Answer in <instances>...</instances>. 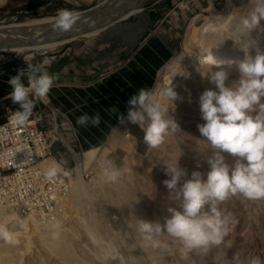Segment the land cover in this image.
<instances>
[{
	"label": "rangeland",
	"instance_id": "rangeland-1",
	"mask_svg": "<svg viewBox=\"0 0 264 264\" xmlns=\"http://www.w3.org/2000/svg\"><path fill=\"white\" fill-rule=\"evenodd\" d=\"M119 1L122 0H5L0 4V27L7 30H0V37L30 43L23 45L26 49L20 52L0 48V77L9 79L29 62L43 64L45 60L37 58L45 54L30 48L46 43L41 40L56 34L55 39L47 42H62L55 48H46V55L52 60L44 66L56 77L48 93V103L36 100L34 104L44 110L48 120L56 116L68 121L74 132L77 117L83 113L91 116L98 110L116 106L120 114H126L129 97L143 87L161 100L166 115L177 124L160 145L149 147L138 123L126 122V127L117 123L107 138L109 151L97 152V158H106L108 163L101 161L102 164L95 165L97 175L93 180L84 182L80 175L76 193L69 197L59 214L42 218L0 209V264H250L253 258L264 264V198L250 200L236 193L218 202L216 207L221 217L227 218L228 231L220 243L206 249L185 250L179 240L167 234L159 237L167 249L153 247L135 227L138 218L163 222L170 215V206L180 207L175 190L163 183L169 178L164 171L165 159H175L187 172L178 186L190 178L193 170L202 174L208 171L207 159L213 149L197 127L204 123L199 96L216 85L209 81L208 69L201 65L200 57L209 60L213 55L232 60L233 63L220 67L228 73L226 85L238 82L240 73L235 61L242 59L245 52L229 40L227 26L239 23L250 7V0H144L138 2L142 11L130 14L121 9L114 13V5ZM61 9L80 13L68 31L53 28ZM103 12L106 15L99 16ZM124 16L127 17L122 19ZM46 18L51 19L49 23L43 22ZM88 18L93 22H85V30L78 33L76 27ZM134 20L145 24L143 41L108 71L110 74L92 79L115 76L120 93L110 97L107 90L94 88L90 91L94 100L88 95L80 99L87 101L88 104L83 103L85 108L72 109L70 104L60 103L64 94L58 89L62 88L58 87V81L72 80V76L61 77L59 72L70 51L80 41L96 42L102 32H106L107 43L113 29ZM99 28L102 30L95 33ZM250 32L264 49V19ZM211 67L215 70L217 66ZM22 79L26 82V78ZM77 79L87 84L92 81ZM168 82L177 93L172 101L160 96ZM12 107L18 105L12 102L6 107L7 112ZM117 113L112 116L118 117ZM111 149L115 151L110 152ZM224 156L229 165L236 159L228 153ZM80 158L83 160V155ZM113 169L119 171L116 179L110 178Z\"/></svg>",
	"mask_w": 264,
	"mask_h": 264
},
{
	"label": "clouds",
	"instance_id": "clouds-1",
	"mask_svg": "<svg viewBox=\"0 0 264 264\" xmlns=\"http://www.w3.org/2000/svg\"><path fill=\"white\" fill-rule=\"evenodd\" d=\"M79 15L77 11L61 9L53 27L68 31ZM262 19L264 0H250V7L241 15L237 29L241 34L248 33ZM47 63L29 62L26 68H21L8 79L11 87L8 95L18 105L10 117L14 125L25 123L36 100L48 103V93L56 77L44 66ZM200 63L206 65L207 77L216 85L215 89H205L199 96L204 123L197 127L213 149L207 159L209 169L206 174L193 170L190 178L178 186L181 177L187 175L186 170L179 167L175 159L163 161L164 171L169 177L163 183L168 189L175 190L180 207L170 206V215L163 222L136 220V231L153 247L168 248L159 239L162 234L179 240L185 250L206 249L211 244H218L228 228L227 218L221 217L217 203L236 193L250 200L264 198V101L261 100L264 97V51L249 55L245 46L244 57L235 61L240 77L232 86L225 84L228 73L220 67L233 63L232 60L211 55L209 60L200 57ZM212 65L217 66L215 70H212ZM160 96L168 101L177 97L171 82L162 87ZM127 104L126 114H118L119 122L138 123L142 127L143 140L149 147L160 145L169 131L177 127L174 119L166 115L161 100L156 99L149 89L139 88L129 97ZM111 111L115 112V107ZM100 120L99 113L91 116L83 113L77 117V123L84 126L89 123L98 125ZM224 153L236 158L231 165L226 162ZM118 175L119 171L113 169L110 178L116 179ZM250 264H260L259 258H253Z\"/></svg>",
	"mask_w": 264,
	"mask_h": 264
},
{
	"label": "built area",
	"instance_id": "built-area-1",
	"mask_svg": "<svg viewBox=\"0 0 264 264\" xmlns=\"http://www.w3.org/2000/svg\"><path fill=\"white\" fill-rule=\"evenodd\" d=\"M16 109L0 123V209L42 218L59 214L76 183L73 153L83 151L68 134L73 131L68 121L48 120L41 107H33L24 124L14 125L10 117ZM96 164H102L99 158L83 171L84 180L95 179Z\"/></svg>",
	"mask_w": 264,
	"mask_h": 264
},
{
	"label": "crops",
	"instance_id": "crops-1",
	"mask_svg": "<svg viewBox=\"0 0 264 264\" xmlns=\"http://www.w3.org/2000/svg\"><path fill=\"white\" fill-rule=\"evenodd\" d=\"M145 24L140 23V20H134L128 24L124 23L113 29L110 40L106 43L105 33H99L96 38V42H87V40L80 41L79 44L73 48L69 54L68 60L64 62L59 71L61 77H69L72 80L58 81L64 94L60 103L70 104L71 108L86 106L88 104L80 99L85 95L92 97L90 91L94 88L105 89L109 92L108 96L117 95L120 93L118 89L120 87L119 81L115 79V76H108V78L97 79L100 74H110V70H113L128 54L140 44L144 37ZM112 72V71H111ZM63 74V75H62ZM122 74L120 72L118 75ZM104 76V75H101ZM77 77H83L91 79L90 84L87 81H80ZM8 79L0 77V101L10 99L8 93L11 91L10 85L7 83ZM94 85V86H93ZM93 87V88H92ZM117 92V93H116ZM99 98V97H97ZM94 100V98L92 97ZM121 104V102L119 103ZM75 106V107H73ZM118 114L122 113L114 106ZM113 107H109L104 111L98 110L95 113H99L101 120L98 125L88 124L87 126L75 123V131H68L69 135L75 136L77 140V147L83 151L108 146L110 143L107 141L110 130H112L117 123H120L118 118L112 115L115 113L111 111ZM8 113V112H7ZM94 113V114H95ZM113 113V114H112ZM126 127L127 124H121V127ZM107 148V147H106ZM85 151V150H84ZM115 151L111 149L110 152ZM109 153V152H108Z\"/></svg>",
	"mask_w": 264,
	"mask_h": 264
},
{
	"label": "bare ground",
	"instance_id": "bare-ground-1",
	"mask_svg": "<svg viewBox=\"0 0 264 264\" xmlns=\"http://www.w3.org/2000/svg\"><path fill=\"white\" fill-rule=\"evenodd\" d=\"M5 0H0V4L2 3V2H4ZM117 0H115V2H116ZM143 2L144 0H122V1H119V2H117L116 3V5H114L115 7V9L113 10L114 11V13H116V12H118V10H123V9H126V7L128 6V5H130V13H133V12H135V11H142V8H140L141 6V3L140 4H138V2ZM136 5V6H135ZM135 6V7H134ZM113 13V12H112ZM129 13V14H130ZM106 15V12H103V13H100L99 14V16H105ZM51 19L50 18H46V19H44L43 20V22H48V21H50ZM82 20H85V21H83V23L82 24H79L76 28H78L77 30H79L78 31V33L79 32H82L85 28H86V26H87V23L88 24H91L92 22H93V19L91 18H88V19H82ZM99 20V19H98ZM85 22H87V23H85ZM95 22V21H94ZM49 23V22H48ZM51 24V23H50ZM76 25V24H75ZM228 25V24H227ZM237 25L238 24H236V23H231V24H229L228 26H227V29H228V37H229V40L234 44V45H236L237 47H239V49H241L242 51H244L245 52V46L247 47V52H248V54H250V55H255L256 54V52L257 51H264V49H263V46L262 45H260L258 42H257V39H256V37L254 36V34L253 33H251V32H248V33H244V34H241L239 31H238V29H237ZM75 27V26H74ZM54 28V27H53ZM102 29H99L98 31H96V33L97 32H100ZM69 32H71V31H69ZM59 33V32H58ZM77 33V32H76ZM60 34V33H59ZM90 34V33H89ZM71 35H73V34H70V37H71ZM54 37H51V38H49L48 36H46L47 38H49V39H47V40H39L40 42H46V43H44V44H41L40 43V45H37V46H31L30 48H35L36 50H38V51H41V53L40 54H42V55H44L45 54V56H41V57H39V58H37V59H39V60H45V61H48V62H50L51 60H52V58L51 57H47V55H46V48L47 47H54L55 45H57V44H59L61 41H58V42H56V41H53V42H47L48 40H50V39H55V37H56V34L55 35H53ZM45 37V36H44ZM4 37H0V40L3 42L2 43V45L1 46H6L7 48L9 47V49H12V50H15V51H18V52H20V51H23L24 49H26L25 47H23V45L25 46V45H28V44H30V43H24V42H22L21 43V41H19L18 40V38L17 39H13V40H10V42L9 41H7L6 39H3ZM68 38V37H67ZM43 39V38H42ZM69 40V39H68ZM51 41V40H50ZM64 42V41H63ZM62 43V42H61ZM231 46H229L228 48H230ZM55 48V47H54ZM39 54V55H40ZM33 58V57H32ZM53 62V61H52ZM130 139H132V138H130ZM86 150V149H85ZM98 150H101L100 149V147L99 148H93V149H89V150H86V151H84L83 152V160L80 158V156L76 153V152H74L73 154L75 155V157L77 158V160H78V164H77V170H78V168H79V170H78V174H77V177H76V183H75V186H74V188H73V192H72V194L71 195H73L74 196V194L76 193V190H75V187L76 186H78L79 185V182H78V179H79V177H80V175H81V177H82V181H84V182H87L86 180H84L83 179V172H82V174H81V171H84L87 167V169H89L91 166H92V164H93V161L97 158V152H98ZM107 150V149H106ZM107 151H109V150H107ZM76 160V161H77ZM101 161L103 162V164L105 163V164H107L108 162L106 161V158H104V159H101ZM87 166V167H86ZM81 180V179H80ZM86 186V185H85ZM86 189V188H85Z\"/></svg>",
	"mask_w": 264,
	"mask_h": 264
},
{
	"label": "trees",
	"instance_id": "trees-1",
	"mask_svg": "<svg viewBox=\"0 0 264 264\" xmlns=\"http://www.w3.org/2000/svg\"><path fill=\"white\" fill-rule=\"evenodd\" d=\"M11 103H12V100L10 99L0 101V123L6 120V116H7L6 107L9 106ZM14 108H18V107H14Z\"/></svg>",
	"mask_w": 264,
	"mask_h": 264
},
{
	"label": "water",
	"instance_id": "water-1",
	"mask_svg": "<svg viewBox=\"0 0 264 264\" xmlns=\"http://www.w3.org/2000/svg\"><path fill=\"white\" fill-rule=\"evenodd\" d=\"M129 7H130V6H127V7H126V9H123L122 11H128V12H129V10H130V8H129ZM129 13H130V12H129ZM116 16L118 17V18H117V20H119V18H120V15H118V14H117ZM126 17H127V16H124V17H122V19H123V18H126ZM99 29H101V28H99ZM99 29H96V30H95V33H96V31H98ZM0 30H5V31H7V30H6V29H4L3 27H0ZM84 30H85V29H84ZM75 34H76V33H75ZM75 34H74V35H75ZM2 37H4V36H2ZM3 39H6L7 41H9V42H10V40H8L9 38H6V37H4ZM2 43H3V42H2V41H0V48H1V49H7V47H6V46H1V45H2ZM8 48H9V47H8Z\"/></svg>",
	"mask_w": 264,
	"mask_h": 264
}]
</instances>
